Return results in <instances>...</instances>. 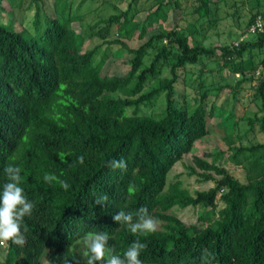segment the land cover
Here are the masks:
<instances>
[{
  "label": "trees",
  "instance_id": "16d2710c",
  "mask_svg": "<svg viewBox=\"0 0 264 264\" xmlns=\"http://www.w3.org/2000/svg\"><path fill=\"white\" fill-rule=\"evenodd\" d=\"M155 1L157 7L147 18L161 16L163 3L177 5ZM197 1V9L209 15L212 1ZM69 5V0H54L53 13L43 17L36 9L33 32L0 23V187L7 182L4 167H19L20 186L35 205L24 221L26 244L5 242L0 264H43V259L49 264H84L80 244L87 233L97 231L108 233L113 255L122 257L134 241L145 244L140 254L143 264H202L204 248L214 254L211 264H264V76L255 83L259 112L247 119L244 133L257 124L263 140L229 146L236 164L240 156H250L245 182L217 164L224 154L217 152L211 161L192 157L191 170L199 169L201 179L213 181V186L191 195L179 180L167 184L172 166L211 131L208 118L213 106L206 109V92L192 111L176 99L175 84L185 66L203 56L218 57L231 64L242 80H252L248 74L264 66V57L258 62L245 56L264 48V33L230 46L206 47L199 40L190 44L175 30H163L130 48L124 40L138 28L130 21V4L89 25L87 35L72 28ZM256 14L264 12L257 9L250 23ZM114 26L116 37H111ZM144 34L142 27L138 37ZM94 36L132 54L126 73H102L108 54L94 61L100 45L87 43ZM162 40L177 51L170 76L144 91L147 79L168 60V47L162 45L149 65L140 69L148 50ZM113 92L122 97H113ZM161 95L164 105L155 115L138 112L142 104ZM121 158L127 161L126 171L107 167L108 161ZM45 174L70 187L65 190L57 181L46 182ZM103 195L108 196L106 204L96 205V198ZM189 205L202 207L201 225L184 223L172 211L174 206ZM142 206L157 222L155 232L134 235L113 219L120 210L135 213Z\"/></svg>",
  "mask_w": 264,
  "mask_h": 264
},
{
  "label": "rangeland",
  "instance_id": "374dc122",
  "mask_svg": "<svg viewBox=\"0 0 264 264\" xmlns=\"http://www.w3.org/2000/svg\"><path fill=\"white\" fill-rule=\"evenodd\" d=\"M69 1L67 15L74 17L71 26L76 32H82L85 35L90 32L89 25L110 14L125 10L130 4V21L138 25L133 37L124 40L130 48L138 47L150 35L163 30H175L179 34L187 36L190 44L194 40H199L206 47L230 46L242 40L253 39V34L248 32L249 19L257 9L264 12V0H211L209 15H204L203 10L197 9L199 5L197 0H171L172 4L176 3L177 5L166 6L163 3L161 16L154 19L153 17L147 18L146 15L156 9L155 0ZM54 8V0H0V23L10 25L15 29L26 28L33 32V18L36 9H39L43 17L44 13H53ZM142 27L145 29V34L139 38L138 33ZM115 30L114 26L111 37H116ZM87 43L90 47L100 45L94 56L95 62L100 59L103 53L108 54L102 73L122 75L128 71L132 54L127 49L117 44L102 42L97 36ZM168 43L167 40L158 41L148 50L140 69L149 65L152 57L158 53L160 46L165 45L169 52L168 60L161 66L160 72L147 79L144 91L157 86L161 79L170 76V63L175 60L177 51ZM249 56L259 62L264 57V48L260 51L254 50L252 55L246 53L245 57ZM183 71V75L175 84L176 99L192 111L202 100L203 93L206 92L205 107L209 111L213 106L212 117L208 118L211 131L207 136L196 141L194 149L184 154L172 166L167 175V184L179 180L181 187L191 195H194L196 191L206 190L213 186V181L201 179L198 174L199 169L191 170L194 167L192 157L201 155L211 161L217 152L224 153L222 158L217 160V164L224 167L241 182H245L246 164L250 156H240L239 163L236 164L230 156L229 146H248L263 140V134L258 130L257 124L253 125L251 131L244 133L249 127L247 119L253 118L254 114L259 112L260 101L255 97L254 91L257 78L264 76V66L258 65L252 76L248 74L252 80H242V76L233 71L231 64L223 63V60L218 57L203 56L199 62L187 64ZM238 81H241L239 86L236 85ZM219 87H221L220 90ZM111 95L122 97L118 92H113ZM162 96L148 105L142 104L138 112L155 115L163 108L164 99ZM132 110L129 108L127 112L130 113ZM216 201L220 207L222 202L219 197ZM201 210V206L192 205L172 208L175 215L184 223L198 225H201L198 220ZM80 247H82V255H84L87 246L83 242ZM5 254L6 245L0 247V262L4 260ZM43 264L49 263L43 259Z\"/></svg>",
  "mask_w": 264,
  "mask_h": 264
},
{
  "label": "clouds",
  "instance_id": "9594fccd",
  "mask_svg": "<svg viewBox=\"0 0 264 264\" xmlns=\"http://www.w3.org/2000/svg\"><path fill=\"white\" fill-rule=\"evenodd\" d=\"M63 159V156H60ZM80 164L84 163V157H79ZM107 167L112 170H127V161L124 158L112 159L107 162ZM3 172L7 177V182L0 187V244L11 242L14 245L23 247L26 242L28 231L25 224V217H31L35 205L27 198L21 184V169L8 164ZM44 180L51 183L57 181L62 188L67 190L70 185L51 174H45ZM131 192V189L129 190ZM108 196H98L95 200L96 205H105ZM113 219L120 226H126L132 234L155 232L157 222L152 218L147 207H140L135 213L120 210L114 215ZM87 251L84 253V264H143L140 254L145 244L138 240L134 241L123 256L113 255L109 247V235L107 232H89L84 237ZM214 254L207 248L202 250V264H211Z\"/></svg>",
  "mask_w": 264,
  "mask_h": 264
},
{
  "label": "built area",
  "instance_id": "2783aa9c",
  "mask_svg": "<svg viewBox=\"0 0 264 264\" xmlns=\"http://www.w3.org/2000/svg\"><path fill=\"white\" fill-rule=\"evenodd\" d=\"M248 32L250 34L264 33V15L256 14L253 17L252 22L248 27ZM0 245H5V242Z\"/></svg>",
  "mask_w": 264,
  "mask_h": 264
}]
</instances>
